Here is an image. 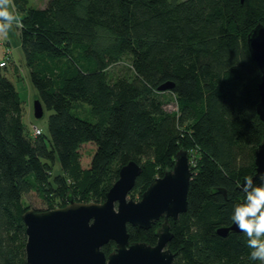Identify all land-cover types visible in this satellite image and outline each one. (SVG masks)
Masks as SVG:
<instances>
[{"label":"trees","instance_id":"trees-1","mask_svg":"<svg viewBox=\"0 0 264 264\" xmlns=\"http://www.w3.org/2000/svg\"><path fill=\"white\" fill-rule=\"evenodd\" d=\"M13 2L29 78L50 113L47 132L26 135L19 91L0 67V264H27L23 193L35 191L44 209L64 205L67 194L100 202L134 160L142 169L128 197L139 198L180 148L192 175L186 211L170 221L171 264H260L244 233L215 230L232 223L264 140L255 111L261 73L246 41L264 25V0ZM165 82L172 86L159 90ZM167 93L173 109H165ZM76 102L89 105L94 121L72 111ZM84 142L94 145L85 167ZM157 225L127 224L129 240L154 243Z\"/></svg>","mask_w":264,"mask_h":264},{"label":"water","instance_id":"water-1","mask_svg":"<svg viewBox=\"0 0 264 264\" xmlns=\"http://www.w3.org/2000/svg\"><path fill=\"white\" fill-rule=\"evenodd\" d=\"M246 41L261 73L255 111L264 128V25L257 23L252 27ZM171 86V82H165L158 89ZM32 111L36 118L43 115L38 98L33 100ZM253 156L255 170L251 176L255 179L264 173V140L254 148ZM141 169L134 160L120 166L118 177L105 192L103 201H77L67 194L62 206L25 209L21 217L25 225L27 264H171L174 253L167 247L173 235L169 218L175 220L187 207L192 175L187 151L178 149L172 167L154 177L140 198L134 200L128 195ZM243 182L244 179L240 186ZM215 191L225 194L220 187ZM160 217L163 220L154 230V244L129 240L127 224L148 229ZM215 231L222 236L230 231L240 232L233 223ZM109 241L115 246L105 254L101 247Z\"/></svg>","mask_w":264,"mask_h":264},{"label":"rangeland","instance_id":"rangeland-1","mask_svg":"<svg viewBox=\"0 0 264 264\" xmlns=\"http://www.w3.org/2000/svg\"><path fill=\"white\" fill-rule=\"evenodd\" d=\"M46 1L47 0H27V6L40 8L46 4ZM16 14L20 18L22 13L16 11ZM3 49L9 52V58L7 59L6 68L1 69L2 71L6 72L9 79L14 83L22 99V123L24 126V132L26 135H31L33 127L39 128L43 133L47 132V116L50 113V110L45 109L42 105L43 115L39 118H36L33 115L32 103L34 99L39 97L30 81L28 68L25 64V60L20 48L19 27L14 26L9 31L7 37H0V58L3 57ZM13 64H15L17 67L15 71L12 70ZM167 94V98L171 100L170 102H172V104L165 105V109H173V96L169 93ZM72 111L84 119L94 121V118L89 110V105L84 102H76L74 104V108H72ZM93 149L94 145L91 142H84L79 145V151L81 153L80 161L83 167L89 164ZM59 171V163L56 162L54 165L53 174L58 173ZM21 200L23 205L26 207L36 208L38 210L44 209L48 205V202L42 199L35 191L23 193Z\"/></svg>","mask_w":264,"mask_h":264},{"label":"clouds","instance_id":"clouds-1","mask_svg":"<svg viewBox=\"0 0 264 264\" xmlns=\"http://www.w3.org/2000/svg\"><path fill=\"white\" fill-rule=\"evenodd\" d=\"M14 26L20 27L22 22L16 14L13 0H0V37H7ZM241 190L244 198L234 205L231 221L246 237L250 260L264 264V173L255 179L245 177Z\"/></svg>","mask_w":264,"mask_h":264},{"label":"built area","instance_id":"built-area-1","mask_svg":"<svg viewBox=\"0 0 264 264\" xmlns=\"http://www.w3.org/2000/svg\"><path fill=\"white\" fill-rule=\"evenodd\" d=\"M9 57V52L6 50L4 51L3 53V57L2 59L0 60V67L1 66H5L6 65V59ZM41 132V130L37 127H33V130L31 132V135L35 136L37 134H39Z\"/></svg>","mask_w":264,"mask_h":264},{"label":"flooded vegetation","instance_id":"flooded-vegetation-1","mask_svg":"<svg viewBox=\"0 0 264 264\" xmlns=\"http://www.w3.org/2000/svg\"><path fill=\"white\" fill-rule=\"evenodd\" d=\"M139 198H140V197H139ZM139 198H137V199H139ZM137 199H134V200H137ZM185 211H186V210H185ZM185 211H184V212H185ZM184 212H182V213H184ZM180 214H181V213H180ZM180 214H179V215H180ZM179 215H178V216H179ZM176 219H177V218H176ZM176 219H175V220H176ZM162 220H163L162 217H160V218H158L156 221H154V222L152 223V225H153L154 223L157 222V223H158L157 227H158V226L160 225V223H161ZM175 220L169 218V224H170V221H175ZM152 225H151V226H152ZM136 227H137V226H136ZM169 229H170V228H169ZM172 234H173V233H172ZM168 242H169V241H168ZM146 243H147V242H146ZM154 243H155V242H154ZM154 243H152V244H154ZM148 244H151V243H148ZM167 244H168V243H167ZM167 247H168V246H167ZM168 248H169V247H168ZM169 249H170V248H169Z\"/></svg>","mask_w":264,"mask_h":264},{"label":"crops","instance_id":"crops-1","mask_svg":"<svg viewBox=\"0 0 264 264\" xmlns=\"http://www.w3.org/2000/svg\"><path fill=\"white\" fill-rule=\"evenodd\" d=\"M4 50V49H3ZM15 66V67H14ZM17 67H16V65L15 64H13L12 65V70H14L15 71V69H16Z\"/></svg>","mask_w":264,"mask_h":264}]
</instances>
